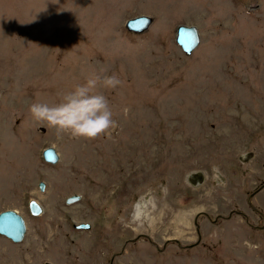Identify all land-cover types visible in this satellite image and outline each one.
<instances>
[{
    "label": "rangeland",
    "instance_id": "1",
    "mask_svg": "<svg viewBox=\"0 0 264 264\" xmlns=\"http://www.w3.org/2000/svg\"><path fill=\"white\" fill-rule=\"evenodd\" d=\"M142 15L152 26L129 32ZM179 25L201 34L191 56ZM91 72L122 82L98 89L118 124L109 135L58 139L33 120V103H60ZM263 183L264 0H0V213L26 225L20 243L0 235V263L21 264L41 230L82 264H264V220L247 200ZM253 204L264 213V189ZM234 211L250 223L212 221Z\"/></svg>",
    "mask_w": 264,
    "mask_h": 264
},
{
    "label": "clouds",
    "instance_id": "2",
    "mask_svg": "<svg viewBox=\"0 0 264 264\" xmlns=\"http://www.w3.org/2000/svg\"><path fill=\"white\" fill-rule=\"evenodd\" d=\"M104 71L101 70V73ZM121 83L115 74L109 76L91 72L85 82L65 94L60 103L50 106L36 102L29 111L34 121L55 129L58 139L67 135L74 139L95 140L109 135L118 127L108 98L98 89L114 90ZM142 219L136 217L133 222L139 224Z\"/></svg>",
    "mask_w": 264,
    "mask_h": 264
},
{
    "label": "water",
    "instance_id": "3",
    "mask_svg": "<svg viewBox=\"0 0 264 264\" xmlns=\"http://www.w3.org/2000/svg\"><path fill=\"white\" fill-rule=\"evenodd\" d=\"M152 18L148 16H139L132 19H129L126 23V27L129 31L135 33H142L146 31L150 25L152 24ZM201 41L200 33L195 26H186L180 25L176 30V42L182 50L186 53V55H191L192 52L199 46ZM43 158L45 161L56 164L59 161V155L54 148H46L43 151ZM264 187V184L260 187L259 190L252 193L249 198L248 202L251 207L255 209L252 204V198L254 195L260 191ZM39 188L41 191L45 189V183L41 182L39 184ZM78 195H74L69 197L66 200L67 204H72L79 200ZM29 208L31 214L34 216H38L43 212V208L39 205V203L35 200H31L29 203ZM197 225V231L199 234V238L201 234L199 232V225ZM78 229L89 230L91 226L89 224H80L76 226ZM26 233V225L23 217L19 215L14 210H8L0 213V234L9 238L14 243H20L23 241L24 236Z\"/></svg>",
    "mask_w": 264,
    "mask_h": 264
},
{
    "label": "bare ground",
    "instance_id": "4",
    "mask_svg": "<svg viewBox=\"0 0 264 264\" xmlns=\"http://www.w3.org/2000/svg\"><path fill=\"white\" fill-rule=\"evenodd\" d=\"M237 49V48H236ZM250 52V51H249ZM248 59V58H247ZM237 60V59H236ZM88 65V64H87ZM255 65V64H254ZM114 66V65H113ZM112 66V67H113ZM82 67V66H81ZM252 67V66H251ZM102 68V67H101ZM100 71V70H99ZM255 71V70H254ZM239 73V71H238ZM255 76V75H254ZM233 82V81H232ZM132 87V86H131ZM140 87V86H139ZM157 87V86H156ZM25 88H28V87H25ZM35 90V89H34ZM117 90V89H116ZM134 94V93H133ZM106 96V95H105ZM107 97V96H106ZM132 97V96H131ZM136 98V97H134ZM125 99V98H124ZM139 99V98H138ZM136 100V99H135ZM133 100V101H135ZM131 101V100H130ZM126 103V102H125ZM131 103V102H130ZM131 105V104H130ZM127 106V105H126ZM128 107V106H127ZM138 108V107H137ZM131 110V109H130ZM137 111V110H136ZM124 112V111H123ZM134 112V111H133ZM116 115V114H115ZM127 115V114H126ZM134 116V115H133ZM146 121V120H145ZM130 122V121H129ZM143 122V121H142ZM130 124V123H129ZM126 126V125H125ZM146 126V125H145ZM26 128V127H25ZM147 129V128H146ZM131 131V130H130ZM150 132V131H149ZM129 133V132H128ZM110 137V136H109ZM103 138V137H102ZM40 140V139H39ZM130 140V139H129ZM71 141V140H70ZM87 142V141H86ZM102 144V143H101ZM108 144V143H107ZM143 144V143H142ZM94 146V144H92ZM91 145V147H92ZM120 145V144H119ZM123 145V144H122ZM89 146V145H88ZM147 146V145H146ZM96 147V146H95ZM99 147V146H98ZM87 148V147H86ZM100 148V147H99ZM71 151V150H70ZM92 151V150H91ZM93 152V151H92ZM99 153V152H97ZM109 153V152H108ZM107 153V154H108ZM90 156L92 157V155L90 154ZM96 156V154L94 155ZM105 156V155H104ZM111 156V154H110ZM126 156V155H125ZM116 157V156H114ZM122 157V156H121ZM134 157V156H133ZM93 158V157H92ZM120 158V157H119ZM123 159V158H122ZM121 161V159H120ZM88 162V161H87ZM119 162V161H118ZM126 162V161H125ZM81 166V165H80ZM121 166V165H120ZM123 167V165H122ZM114 169V168H113ZM120 169H122L120 167ZM33 170V168H32ZM76 171V170H75ZM94 172V170H91ZM120 172V171H119ZM28 173V172H27ZM67 174V173H66ZM93 174V173H92ZM110 174V173H109ZM112 174V173H111ZM115 174V173H114ZM114 176V175H113ZM112 176V177H113ZM70 177V176H69ZM115 177V176H114ZM91 180V179H90ZM113 180V179H112ZM112 180L111 183H112ZM107 183V182H106ZM10 185V184H9ZM16 185V184H15ZM108 185V184H107ZM106 186V185H105ZM7 187V186H5ZM13 186L10 187V189L12 188ZM6 189V188H5ZM19 189V188H18ZM16 190V189H15ZM2 192H5L3 187H1L0 189V194ZM28 193V192H27ZM13 195V194H12ZM15 195H16V192H15ZM8 196V195H7ZM14 197V196H13ZM17 197V196H16ZM18 198V197H17ZM16 198V199H17ZM94 201V200H93ZM90 203V202H89ZM142 206V205H141ZM99 208V206H98ZM94 212V211H93ZM137 212V211H136ZM56 217V216H55ZM59 217V216H58ZM49 223V222H48ZM34 229V228H33ZM52 230V229H51ZM50 231V230H49ZM36 232V230L34 231ZM61 233V232H60ZM37 236H34L33 234L31 235V240H30V244L29 246L27 247V249L25 250V252L20 256V259H21V264H40L42 262V260L46 257H49V258H56V260H61L59 262H57V264L59 263H65V264H80L81 263V258L79 259L77 257V255H81V251L78 250V249H75V246L73 245V243L71 244L72 246H69V247H66L65 244H64V240L62 241L61 240V237L60 235H58V237H54L55 234H58V233H54L53 235V241H50L48 243V245H45L47 244V236H46V233L44 231H41V230H38L37 231ZM49 234V233H47ZM63 234V233H62ZM36 235V234H35ZM82 239V238H81ZM52 240V239H51ZM72 241V240H70ZM86 244V243H85ZM28 245V244H27ZM67 245V244H66ZM92 251V250H91ZM87 252V251H86ZM87 253H91V252H87ZM10 260V259H9ZM131 260V259H130ZM5 262V261H4ZM3 262V263H4ZM86 262V261H85ZM3 263H0V264H3ZM82 264V263H81ZM132 264V263H131Z\"/></svg>",
    "mask_w": 264,
    "mask_h": 264
}]
</instances>
